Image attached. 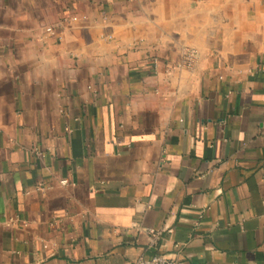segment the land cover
Segmentation results:
<instances>
[{
  "label": "crops",
  "instance_id": "0c3cea01",
  "mask_svg": "<svg viewBox=\"0 0 264 264\" xmlns=\"http://www.w3.org/2000/svg\"><path fill=\"white\" fill-rule=\"evenodd\" d=\"M156 253L264 264V0H0V264Z\"/></svg>",
  "mask_w": 264,
  "mask_h": 264
},
{
  "label": "built area",
  "instance_id": "2783aa9c",
  "mask_svg": "<svg viewBox=\"0 0 264 264\" xmlns=\"http://www.w3.org/2000/svg\"><path fill=\"white\" fill-rule=\"evenodd\" d=\"M198 62L199 57L197 51L191 49L184 54L182 60L177 63V67L192 70ZM154 74H160V70L156 67L154 69ZM136 264H178V262L170 255L156 253L148 257H141Z\"/></svg>",
  "mask_w": 264,
  "mask_h": 264
}]
</instances>
